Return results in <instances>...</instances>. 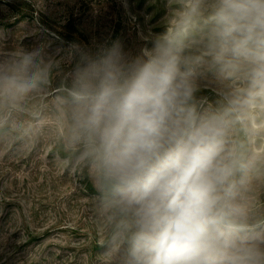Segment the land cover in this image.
<instances>
[{
    "label": "rangeland",
    "instance_id": "1",
    "mask_svg": "<svg viewBox=\"0 0 264 264\" xmlns=\"http://www.w3.org/2000/svg\"><path fill=\"white\" fill-rule=\"evenodd\" d=\"M212 3L188 16L187 0H0V264H124L127 245L65 140L60 101L75 46L119 42L134 59L164 37L181 48L197 123L223 130L229 203L240 234L264 252V97L251 95L246 68L222 71L207 55Z\"/></svg>",
    "mask_w": 264,
    "mask_h": 264
},
{
    "label": "clouds",
    "instance_id": "2",
    "mask_svg": "<svg viewBox=\"0 0 264 264\" xmlns=\"http://www.w3.org/2000/svg\"><path fill=\"white\" fill-rule=\"evenodd\" d=\"M204 3L187 0L185 15ZM206 25L211 61L246 68L251 95L264 97V0H213ZM73 58L60 101L65 140L80 150L101 210L127 245L124 264H261L264 252L240 234V210L229 203L223 130L197 123L189 106L181 48L164 37L130 59L119 42L95 52L77 45Z\"/></svg>",
    "mask_w": 264,
    "mask_h": 264
},
{
    "label": "trees",
    "instance_id": "3",
    "mask_svg": "<svg viewBox=\"0 0 264 264\" xmlns=\"http://www.w3.org/2000/svg\"><path fill=\"white\" fill-rule=\"evenodd\" d=\"M1 129V128H0ZM62 153H64V152H62Z\"/></svg>",
    "mask_w": 264,
    "mask_h": 264
}]
</instances>
